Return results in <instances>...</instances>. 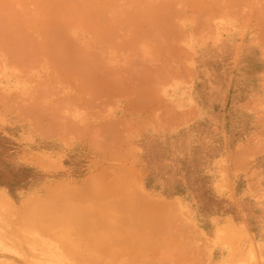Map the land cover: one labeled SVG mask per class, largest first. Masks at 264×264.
Wrapping results in <instances>:
<instances>
[{
  "label": "rangeland",
  "instance_id": "obj_1",
  "mask_svg": "<svg viewBox=\"0 0 264 264\" xmlns=\"http://www.w3.org/2000/svg\"><path fill=\"white\" fill-rule=\"evenodd\" d=\"M113 1L0 0V42H14L0 47V64L6 51H59L50 69L57 71L40 90L10 102L27 127L24 147L0 133V181L23 172L22 189L0 187V264H264V0H135L129 14L154 9L136 32L154 24L153 34L126 39L131 51L114 60L127 70L137 59L141 68L158 67V76L138 80L141 98L73 97L66 51L77 32L91 40L94 25L117 21L94 13ZM108 30L99 29L96 43ZM148 40L156 42L150 53ZM95 53L83 64L112 57ZM31 59L15 65V75L33 77L42 61ZM152 91L156 99L145 101ZM87 103L94 120L111 116L89 135Z\"/></svg>",
  "mask_w": 264,
  "mask_h": 264
},
{
  "label": "crops",
  "instance_id": "obj_2",
  "mask_svg": "<svg viewBox=\"0 0 264 264\" xmlns=\"http://www.w3.org/2000/svg\"><path fill=\"white\" fill-rule=\"evenodd\" d=\"M78 34L72 41L73 49L67 50L69 51L70 54H76L77 52H79V54L81 55H72V59L76 56L77 61H73L71 62V64H68V71H71V73L73 74V72L76 73V70H79L78 72H80V70H84L87 68H90L91 64H83L85 59H93V55H94V51L92 48V44H91V40H90V36H87L86 34L83 33V31L77 32ZM76 44V46H75ZM0 46L1 48H8L11 47L12 49L14 48V42L7 39L5 41L0 42ZM78 45V46H77ZM38 48V47H37ZM36 47H34V53L33 54H29L26 51H22L21 54L17 53L16 55L14 53H9V52H5V57H3L2 63L0 64V133L3 134L4 137H7L9 140H11V142L15 143V142H21L22 144V148L24 147V141H28V134L26 132V125L24 124L23 120H20L19 118H14L13 116V110L11 108L10 102L12 101L13 97L16 94H20L22 96H28L30 93H32V91H36V90H40L41 88V84H45L46 83V78H49V75H51V73H56L57 70H50L51 67H55L57 66V58L59 57V51H50L48 54L45 55H41ZM76 49V50H75ZM78 49V50H77ZM91 51H88V50ZM27 50V49H26ZM37 50V52H36ZM81 50V51H80ZM91 52V53H90ZM93 53V54H92ZM90 54V55H89ZM89 55V56H88ZM74 56V57H73ZM15 57V58H14ZM37 58V60H41V64H39L34 72V76L30 77V76H18L15 75L14 73V66L18 67V63L20 62H25V61H34V59L31 58ZM21 59V60H20ZM71 59V60H72ZM192 61L195 62V59L192 58ZM75 62V63H74ZM78 62V63H77ZM47 63H49L48 65L50 66V68L47 67ZM92 63V61H91ZM86 65V66H84ZM77 72V73H78ZM76 79H67L69 82V89L70 92L72 93V96L74 97H78L81 95L82 92H85L87 95H89L90 97H99V96H105L106 94H110L108 91H104L102 92H96L94 91L92 88H90L88 86V84L86 83V79L80 77L81 75L76 74ZM80 86V87H79ZM105 93V94H104ZM125 96V95H124ZM136 99V98H135ZM153 99H156L155 96H153V91L151 94V97L148 99H144L145 101L149 100L152 101ZM138 101H143V100H138L136 99V102ZM74 107V106H73ZM79 106L75 105V108L73 109V111H79L78 110ZM81 112H85V116H86V121L84 124V128L87 130V135H89L90 130H94V129H105L106 126L109 125V119L111 116H105V117H101V119H97L94 120V106L90 105L89 103L85 104V107H81ZM123 110H115L116 114H120L122 113ZM198 111V109H197ZM114 117V116H113ZM100 126V128H99ZM73 128H77V125H72ZM97 127V128H96ZM93 128V129H92ZM149 132V135H151L152 133L150 131L147 130V133ZM12 144V143H11ZM17 146L19 144H16ZM150 148H148L147 146H140V151L144 152V154L146 152L149 151ZM1 150V147H0ZM8 153V152H7ZM6 153V154H7ZM20 154L16 155V159L17 156H19ZM7 156V155H6ZM4 157L1 156L0 154V159ZM147 158V157H146ZM218 158V157H217ZM216 159V157H215ZM148 161V158H147ZM24 165V164H22ZM25 172H26V179L28 180V173H29V166H25ZM1 175H5V174H1ZM10 175H12L13 178H15V180H11L9 182H1L0 181V187L2 186H6L10 191H13L15 188L17 189H22V186H19L20 184L18 183L19 181L17 180V178L20 176V174H16V173H10ZM23 175V172L21 173V176ZM20 176V177H21ZM151 181H152V174H148L147 175V179H146V184L145 187L146 189L151 187ZM28 183V182H27ZM20 187V188H18Z\"/></svg>",
  "mask_w": 264,
  "mask_h": 264
},
{
  "label": "bare ground",
  "instance_id": "obj_3",
  "mask_svg": "<svg viewBox=\"0 0 264 264\" xmlns=\"http://www.w3.org/2000/svg\"><path fill=\"white\" fill-rule=\"evenodd\" d=\"M67 2L69 1V0H66ZM117 1V0H116ZM139 1V0H138ZM65 2V1H64ZM109 2V1H108ZM108 2H106V3H108ZM60 3H62V1L60 2ZM113 3V5H111V6H108L109 4H102L103 6H101L102 8H100L99 9V6H96V9L94 10L95 12L94 13H100V12H102V13H109V14H111L112 16H110V17H114L115 16V18L117 19V21L115 22V23H113V25L112 26H110V28L109 27H106L105 25H103L102 27H106V28H99L100 26H98V24L99 25H101L102 23H103V21L101 22L100 20L101 19H99V21L101 22H99L98 24H96V25H94V30L92 29V31H96L97 32V34H93V39H95V41L93 42V39H91L92 40V43H94V47H95V52H99V51H104V55H106L105 53L106 52H108V54H110V59H108L106 62H101V63H99V64H97L98 62H100V60L101 59H99V58H94L95 59V62L98 60V62L94 65L93 64V66L91 65L90 67H91V69L90 68H88V69H90V70H88V69H84L85 70V72L87 71V73H86V77H87V81L86 82H88V85L90 86V87H92L96 92L98 91V92H104V91H108L110 94L111 93H114V92H121V94H135V96H137V98L142 94H140L139 95V92L138 91H140V90H137V85H138V80L139 81H143V80H141V79H146V77H149L148 79H152L155 75H156V77L158 76V73H159V71L157 70L158 69V67H156L155 69H152L153 68V66L152 67H150V69L148 68V67H146V68H148V69H146L145 67H143V68H141L140 67V61L138 60V61H136V62H138V64L135 62V60H137V59H135L134 60V62H133V66L131 65V67H130V69H129V67H128V69L127 70H125L124 68H118L119 67V61H118V63H115V57H119V56H122V54L123 53H125V54H127V52H129V51H131L130 49H131V47L130 46H127V45H125V43H123V41H125L126 39H130L129 40V43H131V44H136V42L139 40V38H140V36H142L143 37V35L145 36V35H147L148 33H151V34H153L152 33V31L154 30V28L153 27H155V25L153 26L152 25V27L150 26L149 28H143L139 33H137L136 32V30H135V25H138L139 23L138 22H140V21H142V20H144L143 18H145V17H148V18H150L148 15L149 14H151V18L150 19H154V17H152L154 14H153V12H154V9H152V8H150V9H147L148 11L149 10H153V12H152V10L151 11H142L143 9H141V11H139V12H137V13H135V14H129L130 12L131 13H133V12H135L134 11V9H133V5L132 4H135V0H121V1H117V2H115V1H113L112 2ZM132 7V9L133 10H130V11H127V9H129V7ZM135 9H137V10H140L139 8H135ZM23 10H25V9H23ZM23 10H21L22 12L21 13H23ZM136 10V11H137ZM133 11V12H132ZM157 13H159L158 11H157ZM153 14V15H152ZM26 15V14H25ZM104 15V14H103ZM102 15V16H103ZM105 16V15H104ZM108 16V15H107ZM98 17H99V15H98ZM156 17H157V15H156ZM104 18V17H103ZM102 18V19H103ZM108 18V17H107ZM106 18V19H107ZM158 18V17H157ZM109 19V18H108ZM98 20V19H97ZM145 20H146V18H145ZM157 20V19H156ZM109 21H110V19H109ZM112 21V20H111ZM107 22V21H106ZM151 22H153V20H151ZM157 22V21H156ZM155 21H154V23H156ZM138 23V24H137ZM104 24V23H103ZM109 24H111V23H109ZM151 24V23H150ZM149 24V25H150ZM156 24H158V23H156ZM137 27V26H136ZM148 27V26H147ZM99 29H101V31L99 32L100 34L101 33H103V34H105V32L107 31V29H109L108 30V32H107V36H106V38H104V41L102 42V44L100 43L101 41H99V43L97 42L96 43V39H97V36H98V31H99ZM158 29V28H157ZM104 31V32H103ZM93 32V33H94ZM95 32V33H96ZM156 32V31H155ZM99 34V35H100ZM182 34V33H181ZM97 35V36H96ZM168 36V35H167ZM186 36V35H185ZM96 37V38H95ZM143 38H145V37H143ZM99 39V38H98ZM100 39H102V37H100ZM103 40V39H102ZM141 40H142V38H141ZM150 40V39H149ZM148 40V41H149ZM162 42V41H161ZM91 43V44H92ZM96 43V44H95ZM149 44H145V45H148V48H149V53L152 51V50H154L155 48H156V42L155 41H149L148 42ZM172 45V44H171ZM74 46V45H73ZM75 46H76V44H75ZM78 46V45H77ZM74 50V49H73ZM76 50V49H75ZM78 50V49H77ZM99 50V51H98ZM64 51V50H63ZM81 51V50H80ZM68 54H70L68 51H66ZM94 52V53H95ZM91 53V52H90ZM29 54H31V53H29ZM93 54V53H92ZM95 54H97V53H95ZM121 54V55H120ZM71 55V57L69 58V56ZM70 55H68L67 56V54H66V58H68V59H66L67 60V64H70V62H73V61H77V58H76V56H78V55H81V54H79V52H77V55L76 54H70ZM72 55H76L73 59H72ZM90 55V54H89ZM88 55V56H89ZM135 55H138V54H135ZM149 55V54H148ZM95 56V55H94ZM103 55H101L100 54V57H102ZM126 56V55H125ZM146 56V55H145ZM79 57V56H78ZM105 57V56H104ZM137 57V56H136ZM151 57V56H150ZM149 57V58H150ZM15 58V57H14ZM126 58V57H125ZM124 58V59H125ZM128 59H129V55H128V57H127ZM126 58V59H127ZM132 58H135V57H131V59ZM138 58V57H137ZM72 59V60H71ZM103 59V58H102ZM151 59V58H150ZM21 60V59H20ZM91 60V59H90ZM104 60V59H103ZM102 60V61H103ZM113 60V61H112ZM65 61V60H64ZM92 61V60H91ZM90 61V62H91ZM148 61V60H147ZM152 61V60H151ZM94 62V63H95ZM155 62V61H154ZM177 62V61H176ZM39 63H40V61H39ZM65 63V62H64ZM75 63V62H74ZM78 63V62H77ZM146 64H147V62H146ZM27 65V64H26ZM154 65V64H153ZM69 66V65H68ZM86 66V65H85ZM88 66V65H87ZM118 66V67H117ZM142 66V65H141ZM147 66H148V64H147ZM93 67V68H92ZM154 67H155V65H154ZM84 70H82V71H84ZM75 71H76V74H77V72L79 71V70H76L75 69ZM81 71V70H80ZM81 71V73L80 72H78V74H80L81 75V77H82V75H83V72ZM161 71V70H160ZM161 73V72H160ZM75 74V73H74ZM75 74V75H76ZM85 74V73H84ZM166 74V73H165ZM77 76V75H76ZM164 76V75H163ZM166 76H168L167 74H166ZM161 77V76H160ZM169 77V76H168ZM83 78H84V76H83ZM125 78H127V79H131V81L129 80H125ZM133 78V79H132ZM165 78V77H164ZM150 79V80H151ZM162 79V78H161ZM149 80V81H150ZM167 80V79H166ZM154 81H155V78H154ZM169 80H167L166 81V83L168 82ZM164 82V81H163ZM142 83V82H141ZM152 84H153V82H152ZM152 84H151V87H152ZM139 86V85H138ZM80 87V86H79ZM105 94V93H104ZM120 94V93H119ZM114 95V94H113ZM117 96V95H116ZM105 97V96H104ZM117 97H119V96H117ZM142 96H140V98H141ZM114 98H116V97H114ZM148 98V97H147ZM104 99V98H103ZM102 98H101V100H103ZM105 100V99H104ZM114 100V99H113ZM112 100V101H113ZM107 101H109V100H107ZM106 101V102H107ZM114 102V101H113ZM103 105V104H102ZM109 105V104H108ZM75 111V110H74ZM55 118H56V116H55ZM61 117L59 116V119H60ZM168 118V117H167ZM173 118V117H172ZM57 119V118H56ZM174 119H176L175 118V116H174ZM61 122V121H60ZM118 123V122H117ZM60 124V123H59ZM72 123L70 122V126L72 127V125H74V124H72ZM63 125V124H62ZM65 125V124H64ZM76 125V124H75ZM119 125V124H118ZM68 126V125H67ZM63 127V126H62ZM70 127V128H71ZM83 127V126H82ZM107 127V126H106ZM97 128V127H96ZM99 128H100V126H99ZM63 129V130H62ZM61 130V133H62V135L64 134V130L66 129H64V128H62ZM72 129H74L73 127H72ZM93 129V128H92ZM98 129V128H97ZM75 130V129H74ZM95 130V129H94ZM102 130H103V128H102ZM108 130H110V128L108 129ZM107 130V131H108ZM114 130L115 129H111V131H113L114 132ZM77 131V130H76ZM92 131V130H91ZM101 132V131H100ZM116 132V131H115ZM114 132V133H115ZM98 136V135H97ZM100 136V135H99ZM92 138V137H91ZM96 138V137H95ZM36 223V222H35ZM42 225V224H41ZM32 226V225H31ZM40 227V226H39ZM37 229H38V227H37ZM40 229H41V227H40ZM220 229H222V228H220ZM45 229H43V230H41V231H44ZM55 230V229H54ZM53 231V230H52ZM55 231H57V230H55ZM223 231H225V228H224V230ZM49 233H50V229H49V231H48ZM47 231H46V233H48ZM119 231H117V233L116 234H113V238L114 239H117V240H121L122 239V237H123V234L121 235V233L119 232ZM37 234V233H36ZM54 234V233H53ZM233 234H234V232H233ZM235 234H237V233H235ZM234 234V235H235ZM34 235V234H33ZM38 235V234H37ZM114 235H117V236H114ZM53 236V235H52ZM56 236V235H55ZM55 236H53V238L55 237ZM122 236V237H121ZM36 237V236H35ZM58 237V236H57ZM44 238H46V237H44ZM44 238H42L41 237V240H44ZM48 238V237H47ZM46 238V239H47ZM110 238V237H109ZM40 239H38V241H39ZM51 240V239H50ZM49 240V241H50ZM58 240V239H57ZM106 240H108V239H106ZM110 240V239H109ZM109 240H108V243H109ZM36 242H37V239L35 240ZM54 241V240H53ZM36 242H35V244H36ZM45 242H47V240L45 241ZM45 242H41L40 241V245H39V242H38V244H34L33 246L34 247H38V245L40 246V247H38V249L39 250H42V252H43V250H46V247H47V251L49 250L48 249V247H50L49 245L48 246H46L47 244H48V242H47V244L46 245H43V243L45 244ZM55 242V241H54ZM58 242V241H57ZM42 243V244H41ZM50 243V242H49ZM52 243V242H51ZM52 244H54V243H52ZM122 244H124V243H122ZM41 245L43 246V247H41ZM55 245V244H54ZM53 245V247H54V249H55V246ZM33 246H31L30 245V247L32 248ZM112 246V245H111ZM33 247V248H34ZM45 247V248H44ZM53 247L52 248H50L51 249V252L52 251H55L54 249H53ZM57 247V246H56ZM122 247H124V245H121V248ZM41 248H43V249H41ZM118 247H116L115 249L113 248H111V250L112 251H114V250H116ZM119 248H120V246H119ZM35 249V248H34ZM37 249V250H38ZM33 250V249H32ZM36 250V249H35ZM34 250V251H35ZM38 250V251H39ZM37 251V252H38ZM47 251H45V253L46 254H50L49 252H50V250L47 252ZM40 253H41V251H40ZM44 253H42V255H43ZM41 255V256H42ZM51 255V254H50ZM50 255H48V258H49V256ZM53 255V254H52ZM51 255V256H52ZM110 255V254H109ZM45 256V255H44ZM47 256V255H46ZM53 257H54V255H53ZM112 259V258H111ZM108 260V259H107ZM134 260V262L136 261V259H133ZM110 261V260H109ZM109 261L107 262L108 264H111V262L109 263ZM105 264H106V261L104 262ZM103 263V264H104ZM116 264H118L117 262H115ZM125 263V262H124ZM127 264V263H126Z\"/></svg>",
  "mask_w": 264,
  "mask_h": 264
}]
</instances>
